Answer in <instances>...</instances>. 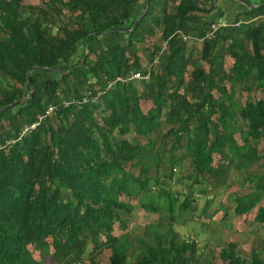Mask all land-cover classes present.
Instances as JSON below:
<instances>
[{"label":"trees","instance_id":"obj_1","mask_svg":"<svg viewBox=\"0 0 264 264\" xmlns=\"http://www.w3.org/2000/svg\"><path fill=\"white\" fill-rule=\"evenodd\" d=\"M139 1L41 0L40 6H25L23 0H0V264H43L48 255L59 264H79L89 240L105 232L104 245L111 251L108 264H198L196 243L182 241L173 231L168 233L169 248L164 245L166 237L159 235L157 248L148 246L143 255L132 254L138 257L136 262L128 261L129 238L112 235L116 211L134 210L119 201L122 193L139 199L144 211H160L146 195L140 196L141 191L148 192L149 183L148 166L138 155L142 144L134 146L127 138L118 141L116 135L134 132L149 139L161 126L152 110L143 113L142 99L156 100L161 110L172 101L165 116L170 129L163 137L176 147L187 136L197 178L217 173L208 162L215 155L229 157L225 153L231 146L240 169L258 154L252 141H264V100L221 111L214 91L223 81L224 56L218 50L225 44L235 71L242 68L244 78H254L255 89L264 88V7L237 12L233 23L243 20L240 27L221 28L214 38L200 43L206 70L189 59L187 43L178 32L204 38L214 9L205 11L201 0H180L171 10L156 14L157 4L150 0L148 11L132 30L147 7L145 1L139 12ZM158 5L163 9V3ZM157 30L166 50L158 64L153 63L155 53L148 56L152 63L148 81L131 79L134 73H145L139 64L142 50ZM89 55L96 57L93 64ZM230 81L233 91L228 99L233 101L237 77ZM88 92L99 96L79 106L77 101ZM23 99L27 100L20 102ZM51 105L58 107L55 117H47L18 140L22 129L37 122ZM101 113H108L106 125L99 122ZM237 119L245 129L242 145L223 132ZM136 159L143 176L125 167ZM259 162L264 169V154ZM253 177L258 178L255 191L236 199V216L249 214L264 198V174ZM163 194L171 219L176 207H192L191 196L178 203L165 192L158 197ZM255 221L264 231L263 207ZM102 245L95 244L93 250ZM31 247L44 258L37 261ZM237 247L229 243L221 250L224 264H264L257 249L251 250L248 262ZM90 264L99 263L91 259Z\"/></svg>","mask_w":264,"mask_h":264},{"label":"rangeland","instance_id":"obj_2","mask_svg":"<svg viewBox=\"0 0 264 264\" xmlns=\"http://www.w3.org/2000/svg\"><path fill=\"white\" fill-rule=\"evenodd\" d=\"M227 1L230 4H235L232 0ZM24 2L26 6H29L28 4H31L34 0H24ZM248 2L259 3L260 0H248ZM241 6V9L245 11L247 6L242 5V3ZM216 10L218 9L215 8ZM240 41L245 42L248 47L250 46V42L246 41L243 36L240 37ZM191 43L187 45V53L191 55L189 59H192L193 64L195 62L197 66H202L208 70L209 66L201 61L200 44L198 42ZM227 47L228 44H225L219 49L220 51L218 50L224 56V61L220 67L223 81L219 83L214 91L215 98L219 100V109L221 111L239 110L248 101L264 100V88L255 89L254 78H244L241 74L242 68L240 69L241 72L235 71L234 60L225 54ZM142 51L144 54L139 64L145 71V73L140 72L144 76L152 64L150 59L148 60V56L155 53L156 56L154 55L153 62L155 64L157 57L164 53L161 30H157ZM79 58V56L76 57L73 63H77ZM95 61L96 57L89 55V63L93 64ZM193 68L191 65L185 75L187 82L191 79ZM233 76L237 77L236 91L234 100L230 101L228 96L233 91V83L230 81ZM0 81H2V78H0ZM172 89L170 88L169 92ZM180 93L183 94L184 90L181 89ZM76 100L78 99L75 98L73 101ZM190 102L191 100L188 99V103ZM156 104V100L142 99L140 101L144 114L152 110L151 113L159 116L161 120V126L149 139L140 138L134 132L125 136L116 134L119 137L118 141L127 138L134 146L142 144V153L138 155L142 164L148 166L149 183L147 185L148 192L141 191L140 196L146 195L148 201H152L160 207L159 212H147L143 210L139 199L123 193L119 196V201L130 204L134 208L132 213L116 211V217L113 220L112 235L117 239L126 235L132 243V247L128 251V261L136 262L138 257H132V254L143 255L148 246L157 248L158 239L156 237L159 235L166 237L164 245L169 248L170 237L168 233L171 231L177 233L182 241L196 243L198 264H224L220 258V248L227 245L229 239L237 241V252L241 258L249 262L252 247V249H257L260 258L264 260V231L261 225L255 221L258 209L260 207L264 208V198L261 204L249 214L244 216L234 214L236 199L255 191L258 178H254L253 174L259 176L264 174V169L261 167L262 162H259L261 155L264 154V141H252V145L258 151V154L251 157L244 168L237 167L238 161L233 160L235 150L231 146L230 150L226 149L225 153L230 154L229 157L221 159L220 156L215 155L213 161L208 162L217 173L208 172L203 177L197 178V168L186 147L187 136L183 135L182 141L176 147L173 146L172 139H164L163 137L170 129V125L165 123V116L168 111L167 106H170L172 101L169 100L163 110ZM100 118L99 122L106 125L108 113H101ZM213 118L216 120V116ZM237 120V123L232 124L231 129L223 130V132L230 135L238 145H242L241 131L245 129L240 119ZM158 157L161 159L160 163H158ZM138 162L139 159L132 162L136 164L135 166L131 162H127L125 167L127 171H131L135 176H143ZM221 166L222 170L219 169ZM196 178L197 181H195ZM156 182L159 183L158 186L155 184ZM161 192L167 193L171 199L178 200V203H182L186 197L191 196L193 199L192 207L188 210H179L176 207L175 217L171 219L170 212L163 206L164 200H166L165 194L162 195L163 198L161 199L158 197ZM245 232H248L247 236ZM106 240V232L89 240L83 260L79 264H90L91 259L99 264H108L111 251L104 245ZM95 244L103 245L101 248L93 250ZM31 250L37 261L44 258L37 248L34 250L31 247ZM44 261L43 264H59L49 255L45 257Z\"/></svg>","mask_w":264,"mask_h":264},{"label":"crops","instance_id":"obj_3","mask_svg":"<svg viewBox=\"0 0 264 264\" xmlns=\"http://www.w3.org/2000/svg\"><path fill=\"white\" fill-rule=\"evenodd\" d=\"M145 1H146V9L145 11L142 13V15L139 17L141 18L142 16L144 17L146 12L148 11V3H147V0H140L139 1V6H140V10L139 12L142 11V8L145 4ZM150 1V0H149ZM154 0V3L157 4L156 5V10H155V13L158 14L160 13L161 11H164V10H171L173 6L177 5L179 3L180 0ZM203 1L204 5L205 6H201V8H203L205 11H211L212 9L213 12H212V21L213 19H217V18H224L226 17V19H228L230 22H235V19H236V14L237 12H242L243 10L241 9V3L238 2L237 0H232L233 2H235V4H230L227 0H225V2H223L224 0H201ZM263 0H260L259 3L257 2H249L251 5L253 6H259V4L262 2ZM163 3L164 4V7L162 9V6H159L158 4H161ZM23 5H25V2L23 0ZM29 6H40L41 5V0H38L37 2L34 0V2H32L31 4H28ZM243 5V4H242ZM26 6V5H25ZM213 6V7H212ZM215 8H217L218 10L215 11ZM249 8V7H248ZM223 14L222 17H220L221 15ZM200 15V14H199ZM200 16H203V18H205V20H203L204 22H211L210 19H207L208 16L206 15H200ZM142 17V18H143ZM139 18L137 19V21L139 20ZM262 18V17H261ZM142 20V19H141ZM136 21V22H137ZM239 22H243V20H240ZM245 23V22H244ZM139 24V23H138ZM208 27V26H207ZM132 31V30H131ZM189 37H191V40H189L187 43V45H189V43H194V42H197L196 40H199V38L197 36H192V35H187ZM111 38H109L110 40ZM165 43V42H164ZM191 43V44H192ZM199 43V42H198ZM200 44V43H199ZM255 156V155H254ZM252 156V157H254ZM248 167V165H247ZM256 217V216H255ZM246 233V236L248 235V232H245ZM236 234V233H235ZM234 235V234H233ZM229 243H234V244H237V241L233 240V239H229L227 245ZM227 245H224L220 248V252L221 250L226 247ZM238 246V244H237ZM238 248V247H237ZM251 250H252V247H251Z\"/></svg>","mask_w":264,"mask_h":264},{"label":"built area","instance_id":"obj_4","mask_svg":"<svg viewBox=\"0 0 264 264\" xmlns=\"http://www.w3.org/2000/svg\"><path fill=\"white\" fill-rule=\"evenodd\" d=\"M243 24V22H238L236 24H234L233 22H230L228 19L226 18H218L215 21H212L208 28H207V32H206V36L202 39L196 40L199 43H202L205 40H210L212 38L215 37L216 33L221 29V28H227V27H240V25ZM180 37H183V40L185 42H188L189 40H191V37L183 34L182 32H178ZM167 48V43H164V51ZM159 57H157L155 64H158L159 62ZM150 67L148 68V73L144 76L141 75V73H136L133 74V76L131 77V79H141V80H145L148 81L150 79ZM99 96V94H98ZM98 96H95L93 94H91L90 92H88L87 94L84 95V97L77 101V104L79 106H83L88 104L89 102H93L97 99ZM76 103V101H74ZM66 106L69 105V103H65ZM58 107L51 105L47 108L45 114L43 116H40L38 118V121L29 125H26L21 132V135L18 137V140H20L24 135L31 133L32 131L36 130V128L40 125L41 122H43L47 117H52L56 111H57ZM15 140L8 142V145L11 143H14ZM1 149V148H0Z\"/></svg>","mask_w":264,"mask_h":264},{"label":"water","instance_id":"obj_5","mask_svg":"<svg viewBox=\"0 0 264 264\" xmlns=\"http://www.w3.org/2000/svg\"><path fill=\"white\" fill-rule=\"evenodd\" d=\"M238 2H240V3H242V4H244L245 6H247V7H249V8H254V9H261L262 7H264V2L261 4V5H259V6H253V5H251L249 2H247V1H243V0H237ZM147 3L149 4V0H147ZM213 7V6H212ZM143 17V16H142ZM142 17L141 18H139V20L134 24V26H133V28H132V30L133 29H135V27L138 25V23L141 21V19H142ZM83 62H84V60H83ZM29 75H30V72H28V77H29ZM27 99H23V100H21L20 102H24V101H26Z\"/></svg>","mask_w":264,"mask_h":264}]
</instances>
